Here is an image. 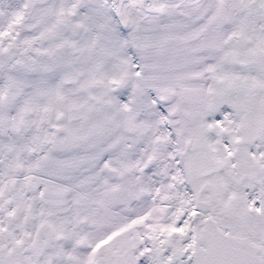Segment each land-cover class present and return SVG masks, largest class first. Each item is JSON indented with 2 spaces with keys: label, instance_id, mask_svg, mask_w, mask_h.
<instances>
[{
  "label": "snow or ice",
  "instance_id": "6c2138e0",
  "mask_svg": "<svg viewBox=\"0 0 264 264\" xmlns=\"http://www.w3.org/2000/svg\"><path fill=\"white\" fill-rule=\"evenodd\" d=\"M0 264H264V0H0Z\"/></svg>",
  "mask_w": 264,
  "mask_h": 264
}]
</instances>
